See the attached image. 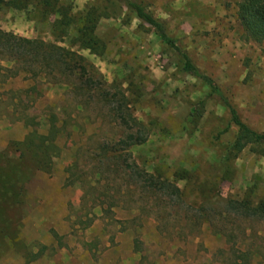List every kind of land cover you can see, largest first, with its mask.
Wrapping results in <instances>:
<instances>
[{
	"label": "rangeland",
	"instance_id": "1",
	"mask_svg": "<svg viewBox=\"0 0 264 264\" xmlns=\"http://www.w3.org/2000/svg\"><path fill=\"white\" fill-rule=\"evenodd\" d=\"M43 1L0 0L1 30L75 54L36 73L0 59V264H226L231 248L264 264V219L227 210L264 202V145L231 154L221 100L117 2ZM138 1L264 133V43L244 40L241 0ZM130 134L145 141L118 144Z\"/></svg>",
	"mask_w": 264,
	"mask_h": 264
},
{
	"label": "trees",
	"instance_id": "2",
	"mask_svg": "<svg viewBox=\"0 0 264 264\" xmlns=\"http://www.w3.org/2000/svg\"><path fill=\"white\" fill-rule=\"evenodd\" d=\"M112 1L117 2L130 14L134 15L142 25L147 26L148 29L153 31L166 46L177 54L180 60L182 72L202 81L210 89L209 96H217L221 100L222 104L231 115V123L238 128L235 140L230 148L231 154L234 153L235 156H237L249 145H264V133L255 131L240 118L234 105L223 95L215 81L208 75L204 74L193 62L189 54L178 45L177 41L173 37L169 35L164 21L156 18L154 14L149 11L148 7L138 0ZM43 4L46 7L51 5L49 0H44ZM238 18L244 32V40L247 42L263 44L264 0H241L238 4ZM90 22L91 21L89 20L87 25L79 30L80 40L83 42L82 47L87 49L92 48L93 42L96 41L92 36L95 25ZM64 52L66 51L59 47L48 44L46 45L42 40H31L19 37L12 32H6L0 29V59L6 61H16V64L22 66L21 68L23 70H31V72L36 73L38 72L36 68H45V62L49 64L50 60L54 59L55 55L59 56L57 61L63 62L65 65L69 64V60L73 62L75 54L67 51L66 54L63 55L62 53ZM76 57L81 59L79 56ZM1 70H3V68H1ZM83 70L85 71V69ZM5 71L13 72V69H5ZM122 120L124 124H130V121L126 120L125 116H122ZM229 129L230 127H227L219 134V136L228 133ZM144 141V137L141 138L134 134H130L118 144L124 146V148H128ZM131 168L133 170V175L140 181H143V183L150 188L164 192L172 190L175 194H179L180 189L171 182L156 179L153 175H150L145 171H141L138 167ZM227 210L245 218L264 219V202L255 205L250 200H230L227 203ZM229 253V256L232 257L231 259H228L226 264H251V253L241 251L236 248H231Z\"/></svg>",
	"mask_w": 264,
	"mask_h": 264
}]
</instances>
